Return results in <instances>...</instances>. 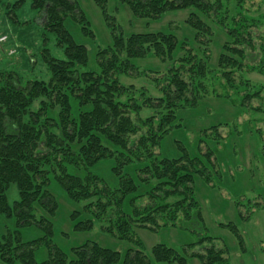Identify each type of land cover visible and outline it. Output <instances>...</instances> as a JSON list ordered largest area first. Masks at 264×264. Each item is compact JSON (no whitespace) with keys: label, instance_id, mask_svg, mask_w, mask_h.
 Masks as SVG:
<instances>
[{"label":"trees","instance_id":"16d2710c","mask_svg":"<svg viewBox=\"0 0 264 264\" xmlns=\"http://www.w3.org/2000/svg\"><path fill=\"white\" fill-rule=\"evenodd\" d=\"M21 1L16 0L12 6ZM92 1L111 36L110 44L95 46L96 69H81L88 63V50L64 26L68 18L77 21L81 33L95 40L75 0H30L40 15L43 30L55 35L64 54V59L55 58L42 48L41 57L49 72L47 80L25 78L0 65V217L14 220L13 228L0 233V261L188 264L189 259L196 258L200 264H230L224 256L226 249L216 248L213 238L203 232L195 242L203 247L202 252L191 251L194 243L187 245L184 254L155 244L146 254L134 229L190 226L198 230L203 224L201 206L194 195V178L199 175L211 182L210 170L216 172V157L207 142L218 135L223 123L201 129L193 156L177 141L181 154L161 157L159 144L174 126H180L178 110L197 107L201 98L211 91L215 93L207 86L210 73L221 79L222 92L215 96L233 98L238 113H251L249 118L255 120L261 106L250 107L249 103L253 98L260 99L264 85L252 82L243 72L264 75V35L257 34L264 27L260 26L264 25V15H249L241 6L248 0H236L235 4L233 0H119L137 18L155 20L168 11L190 9L185 23L193 31L191 39H179L169 31L125 35L108 12V0ZM209 22L221 27L225 36L214 68L210 50L214 31ZM252 51L260 55L257 62L249 64L245 60L253 56ZM149 56L160 65L146 68L136 62ZM235 72L240 76L236 77ZM224 85L231 92L227 87L223 89ZM216 136L215 145L220 143ZM203 144L205 150H201ZM104 159L114 162L112 170L119 180L116 188L89 170ZM131 166L134 175L126 170ZM68 167L78 172L69 173ZM134 176L137 183L149 187L131 198L129 213H125L121 202L138 187ZM52 180L70 200L85 201L82 211L90 215L77 220L74 231L91 230L98 221L102 232L132 246L120 252L86 241L64 252L54 245L50 239L52 223L46 217L56 209L54 196L48 190ZM11 185L16 187L17 199L10 204L6 192ZM79 213L73 212L72 219ZM238 214L242 218L240 211ZM219 224L242 242L235 224ZM29 226L44 234L23 240L20 229ZM43 245L48 257L38 262L35 252Z\"/></svg>","mask_w":264,"mask_h":264},{"label":"rangeland","instance_id":"374dc122","mask_svg":"<svg viewBox=\"0 0 264 264\" xmlns=\"http://www.w3.org/2000/svg\"><path fill=\"white\" fill-rule=\"evenodd\" d=\"M15 1H0V37L4 34L7 36L5 41H0V65L14 69L25 78L47 80L49 72L41 57L42 48L45 47L51 56L60 59H64L63 50L56 44L55 35L43 30L40 15L31 7L30 0H22L20 5L13 7L12 4ZM75 1L88 19L95 40L92 41L81 33L80 24L77 21L68 18L64 21V26L73 39L85 45L88 50V63L81 69H96L95 46L110 44V29L92 0ZM233 1L235 4L236 0ZM242 5L248 10L249 15L252 14L255 17L264 15V0H248L246 3L242 2ZM107 8L109 14L115 17L119 30L125 35L169 31L179 39H191L193 34L192 29L185 23L190 9L168 11L160 18L153 20L135 17L130 9L125 4H121L119 0H108ZM209 23L214 31L210 48L211 68H214L225 36L221 27L219 28L214 22ZM260 26L264 25L261 23ZM253 29L256 30V28ZM257 34L264 35V27L258 29ZM255 38L258 41L257 37ZM252 52H254L253 56L245 60V62L249 61V64L259 59L260 54L256 51ZM136 62L146 68H155L160 65L151 56ZM235 73H237L236 77L240 76L239 72ZM243 73L249 80L263 87V74L247 70ZM209 75L211 77L209 76L210 80L207 82L208 88H213L215 93L222 92V87L219 85L221 79L214 73ZM225 87L227 86L224 85L223 89ZM228 89L231 92L232 89ZM215 93L211 91L210 94L201 98L197 107L178 110L177 117L180 126H174L162 138L158 148L161 157L175 158L181 154V147L186 148L188 154L193 156L197 153L196 145L201 129L211 124L223 123L218 130V135H215L220 137V143L215 145V136L207 142L214 150L216 157V172L213 168L210 170L211 182L207 183L199 175L194 178V195L201 206L203 224L198 230L189 229L190 226L187 228L160 226L155 230L135 228L134 235L140 241V248L146 254L150 253L151 247L155 244H164L184 254L187 245L195 244L198 236L203 232L213 238L216 248L226 249L224 256L228 258L230 264H264V113H261L264 110V87L261 90L260 99L253 98L249 103L250 107L261 106L253 121L249 118L251 113H238L233 98L215 96ZM75 115L74 112L73 116ZM209 136L212 134L209 133ZM177 141L181 147L177 145ZM201 150H205L204 144ZM113 164L112 159H104L90 167L89 170L98 175L111 188H116L119 180L113 173ZM133 168L134 166H131L126 170L134 175ZM68 171L69 173L78 172L73 167H68ZM133 178L138 187L124 196L121 208L125 213H129L131 198L149 187V185L142 186L137 183L135 176ZM48 190L56 201L54 214L46 216L52 223L50 239L61 250L69 252L72 247L86 241H96L120 252L132 246L131 243L102 232L98 221H95L91 230L74 231L72 228L74 223L90 215L82 211L85 201L70 200L54 180L50 182ZM6 195L11 204L17 199L16 187L11 185ZM75 211L80 213L76 219H72L71 214ZM239 211L242 218L239 217ZM228 222L236 225L242 242L239 243L227 227L219 224ZM13 224V219L1 216L0 233L8 227L13 228ZM20 232L23 240H31L44 234L43 230L34 226L24 227L20 229ZM202 250L203 247L198 244L191 248V251L196 252H202ZM47 257L48 251L44 245L36 249L35 258L38 262ZM0 264L6 263L0 261ZM149 264L167 263L150 261ZM188 264L200 263L196 258H192L188 260Z\"/></svg>","mask_w":264,"mask_h":264},{"label":"built area","instance_id":"2783aa9c","mask_svg":"<svg viewBox=\"0 0 264 264\" xmlns=\"http://www.w3.org/2000/svg\"><path fill=\"white\" fill-rule=\"evenodd\" d=\"M5 40H6V36L5 35L0 37V41H5Z\"/></svg>","mask_w":264,"mask_h":264}]
</instances>
